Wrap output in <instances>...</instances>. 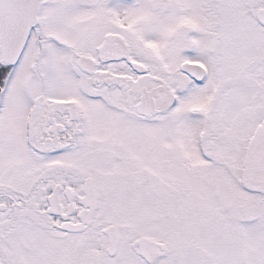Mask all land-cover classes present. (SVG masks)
I'll return each instance as SVG.
<instances>
[{"label":"snow or ice","instance_id":"obj_1","mask_svg":"<svg viewBox=\"0 0 264 264\" xmlns=\"http://www.w3.org/2000/svg\"><path fill=\"white\" fill-rule=\"evenodd\" d=\"M0 264H264V0H0Z\"/></svg>","mask_w":264,"mask_h":264}]
</instances>
